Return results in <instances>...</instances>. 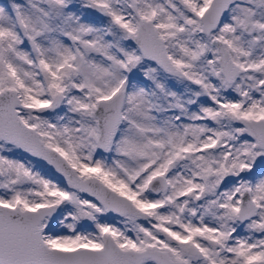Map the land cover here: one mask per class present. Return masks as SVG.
Masks as SVG:
<instances>
[{
	"label": "snow or ice",
	"instance_id": "6c2138e0",
	"mask_svg": "<svg viewBox=\"0 0 264 264\" xmlns=\"http://www.w3.org/2000/svg\"><path fill=\"white\" fill-rule=\"evenodd\" d=\"M0 264H264V0H0Z\"/></svg>",
	"mask_w": 264,
	"mask_h": 264
}]
</instances>
